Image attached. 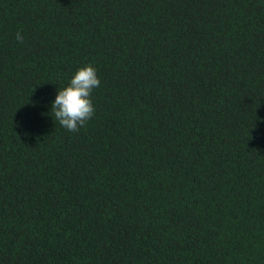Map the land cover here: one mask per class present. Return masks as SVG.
I'll list each match as a JSON object with an SVG mask.
<instances>
[{
    "label": "trees",
    "instance_id": "1",
    "mask_svg": "<svg viewBox=\"0 0 264 264\" xmlns=\"http://www.w3.org/2000/svg\"><path fill=\"white\" fill-rule=\"evenodd\" d=\"M0 264H264V0H0Z\"/></svg>",
    "mask_w": 264,
    "mask_h": 264
},
{
    "label": "clouds",
    "instance_id": "2",
    "mask_svg": "<svg viewBox=\"0 0 264 264\" xmlns=\"http://www.w3.org/2000/svg\"><path fill=\"white\" fill-rule=\"evenodd\" d=\"M16 39L23 41V36L19 31ZM100 83L98 70L92 63L79 67L67 86L59 88L52 102L53 119L67 131L78 132L94 116L95 106L92 93L100 86Z\"/></svg>",
    "mask_w": 264,
    "mask_h": 264
}]
</instances>
